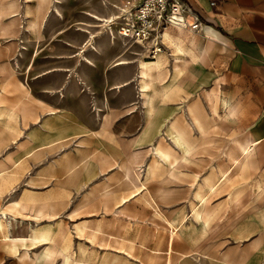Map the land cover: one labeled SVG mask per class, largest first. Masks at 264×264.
Listing matches in <instances>:
<instances>
[{
  "label": "crops",
  "instance_id": "0c3cea01",
  "mask_svg": "<svg viewBox=\"0 0 264 264\" xmlns=\"http://www.w3.org/2000/svg\"><path fill=\"white\" fill-rule=\"evenodd\" d=\"M182 2L187 25L167 28V50L140 61L126 57L141 55L131 47L113 55L122 45L114 34L100 57L95 38L105 32L80 27L85 39L61 37L72 22L87 25L61 0H0V234L10 252L9 239L28 240L48 225L55 239L45 222L65 219L85 199L113 206L104 201L119 192L120 231L105 214L89 221L90 238L99 227L110 240L141 241L168 257L178 235L183 261L174 264H264V0ZM146 62L159 65L142 89ZM206 190L216 194L208 202ZM47 247L33 259L23 248L14 255L53 264L59 257L37 261Z\"/></svg>",
  "mask_w": 264,
  "mask_h": 264
},
{
  "label": "rangeland",
  "instance_id": "374dc122",
  "mask_svg": "<svg viewBox=\"0 0 264 264\" xmlns=\"http://www.w3.org/2000/svg\"><path fill=\"white\" fill-rule=\"evenodd\" d=\"M61 2L70 14L72 15L74 14L75 16H78V15L80 16V18L75 17V20L77 19V21L84 22L87 24L85 26L83 25L81 26V25H78L76 22H72V24L66 28L64 35H61V37L63 36L66 39L68 38L85 39L87 37V34L81 33L80 31L77 30V28H80V27L88 29L91 33H96L98 31H99L98 33L105 32L106 34H108L107 37L95 38L96 44L94 47L96 48L98 52L97 54H100L98 55L100 57L103 55V48H102L103 40L104 39L106 41L108 40L109 31H108V28L102 29L101 27L97 26L101 23L93 20L87 15L94 14V15H99L101 17H104L106 16L105 13L109 12V14H107L106 17H109L112 14L119 17L123 11L125 10L127 11L131 7L136 5L138 0H61ZM113 5L119 7L122 10H118V11L115 10L112 7ZM116 18L111 21L114 22ZM115 40L121 45L120 41L117 38H115ZM107 42L109 43V41ZM125 47L123 45H121L120 47L114 46L112 48L113 51H115L113 55L119 53L122 50H125ZM130 51H135L141 55L132 56L129 54V51H128L126 53V57H128L129 60L138 59L140 61H150V60H145L143 58L144 56L146 57V55L142 54L141 49L137 48L136 46L131 47ZM6 52H7V49H6ZM112 61L106 65V69L112 66L113 64ZM169 65H171V61H169ZM128 66L130 68V72H132L133 73L132 75L134 76L136 65L131 64ZM125 67L126 66L118 67V69H124ZM129 86L136 88V82L130 83ZM212 101L213 99L211 100V102ZM138 112L141 114L140 109H138ZM129 127L132 128L133 126H129ZM218 132H219L218 130L214 129V130H210L208 134L210 133L217 134ZM162 137H163V132L161 133L160 138ZM161 140L163 142V146L167 147L168 144L165 142V139L162 138ZM194 181L195 179L193 175L192 182ZM182 182L183 181L181 180V181H178L177 183L179 184ZM6 183H7V180H6ZM6 183L4 181L5 185H7ZM204 187L206 186L202 185L200 187V190L202 191V188ZM113 193L114 194L113 196H111V198L107 197L106 198L107 200L104 201V203L110 202V201L113 202L115 204L113 206L102 205L101 207H94L90 205V202H91L90 200L85 199L84 201H82V206L79 207L75 213L66 214L65 219H63V217L60 216L59 218H56V220L45 222V223L54 224V231H55L54 246H55V249L59 252L57 256L59 258H57L53 264H59L60 258L62 259V262L60 264H66L67 261L63 255V252L66 253L68 257H70L74 263L76 262V264H111V263L112 264H169L170 261L175 262L179 258V256L182 255L179 252H183L184 248L179 245V243H181L182 241V238H180L178 235L175 236V239H174L176 242V246L173 249L171 248L169 249L168 257L165 254H162V255L150 254L149 250H153V248L143 247L141 241L136 242V240L134 239L127 240V239H121L118 237H115L112 240H110L109 238L104 237V232L99 227L97 228V230H98V234L100 235L97 237L90 238L89 237L90 230H93V229L89 227V223H90L89 221L91 219L93 220L96 218L100 220H104L105 214H107L110 220L111 218L112 220L114 219L113 229L120 231L119 221H116V220H119V218H116L114 216L121 214L120 209H116V207L122 196L119 195L117 197L119 192H113ZM204 195L208 202L210 197L216 194L210 195V193H207V190H206ZM198 206H200L199 203H197L196 207ZM185 222H186V216H183L182 222H180L179 224H174V226L171 227L173 236H174V233L177 232V230L181 228L182 225L185 224ZM80 224H85L87 225V227L84 228L81 233H78L76 230V226ZM15 230H17V227H15L12 230V233H14ZM20 230H21V227H20ZM23 231L25 233V230ZM154 238L157 241L160 239L161 243L164 242L162 233H160V237H158L157 234H155ZM79 248L83 249L82 252H84V254L82 255V258L80 257L81 249L79 250ZM40 250H41V247H38L32 250V252H29L30 258L33 259L36 256V254L40 252ZM122 250L129 253L126 255L127 259H125V256L115 253L117 251L122 252ZM21 251H23L22 248L19 249L20 254H21ZM167 253H168V250H167ZM83 258L85 259V262ZM81 259H83V261ZM136 260L137 262H134ZM188 260H190V258H188ZM0 264H35V263L33 260L21 261L17 255L15 256L13 253L9 251L7 244L2 241V237L0 235ZM43 264H46V263H43Z\"/></svg>",
  "mask_w": 264,
  "mask_h": 264
},
{
  "label": "built area",
  "instance_id": "2783aa9c",
  "mask_svg": "<svg viewBox=\"0 0 264 264\" xmlns=\"http://www.w3.org/2000/svg\"><path fill=\"white\" fill-rule=\"evenodd\" d=\"M215 3L212 1L210 5ZM188 15L192 17L182 0H138L136 5L123 13L117 27L108 29L109 36L112 38L114 34L123 46H137L147 59L154 60L167 50L163 43L164 31L187 25ZM192 26V31L198 28L196 18Z\"/></svg>",
  "mask_w": 264,
  "mask_h": 264
},
{
  "label": "bare ground",
  "instance_id": "6f19581e",
  "mask_svg": "<svg viewBox=\"0 0 264 264\" xmlns=\"http://www.w3.org/2000/svg\"><path fill=\"white\" fill-rule=\"evenodd\" d=\"M115 10H122V9H120L119 7H117V6H112ZM124 12H126V10L125 11H123L122 13H121V15L119 16V17H117L116 15H110L109 17H106V16H104V17H101V16H99V15H94V14H88L87 16H89L90 18H92L93 20H95V21H97V22H99V23H101V24H99V25H97V26H101V28L102 29H112V28H114V27H116V25L119 23V19L121 18V16L123 15V13ZM117 17V18H116ZM116 18V20L113 22V21H111V20H114ZM110 25H112V26H110ZM86 33H88L87 31H85ZM168 32V31H167ZM171 33V32H170ZM90 34V33H89ZM99 34H101V33H99ZM166 35V37H168V35L167 34H164V36ZM174 36V35H173ZM179 36V35H178ZM181 36V35H180ZM91 37H93V35H91ZM172 38V37H171ZM92 39V38H91ZM167 39V38H166ZM174 39H176V38H174ZM175 43H177L176 41H175ZM178 44V43H177ZM181 44V43H180ZM177 47H179V46H177ZM193 47V46H192ZM192 47H191V49L190 50H192ZM22 50H23V48H22ZM189 50V51H190ZM83 51V50H82ZM184 52H186L185 50H184ZM191 52V51H190ZM182 53H183V51H182ZM187 53V52H186ZM84 60V59H83ZM87 62V61H86ZM155 64H156V62H155ZM156 65H159V63L157 62V64ZM156 65H153V64H150V63H148V62H146V63H141V66H139L140 68L138 69V74H139V76H140V79H139V85L142 87V89L143 88H147L148 86H150V84L152 83V73H153V71L156 69ZM162 67V66H161ZM162 69V68H161ZM163 70V69H162ZM159 71H161V70H159ZM158 72V71H157ZM159 77V76H158ZM159 79V78H158ZM154 81V80H153ZM155 83V82H154ZM149 92V91H148ZM147 92V93H148ZM146 93V92H145ZM144 93V94H145ZM140 94V93H139ZM150 96V95H149ZM210 96V95H209ZM152 97H150V99H151ZM152 100V99H151ZM210 101V100H209ZM152 108V107H151ZM213 108V107H212ZM153 110V109H152ZM146 112H147V110H146ZM152 112V111H151ZM189 112V111H188ZM148 113V112H147ZM151 114V113H150ZM194 114V113H193ZM149 116V115H148ZM219 116V115H218ZM200 117V116H199ZM195 120H196V118H195ZM197 120H198V117H197ZM199 122H201V121H199ZM204 123V122H203ZM196 124H197V122H196ZM195 124V125H196ZM171 125V124H170ZM197 127V126H196ZM200 128H201V126H200ZM178 129H180V128H178ZM198 129V128H197ZM199 130V129H198ZM201 130V129H200ZM188 131V130H187ZM173 132V131H172ZM177 132H178V130H177ZM200 132V131H199ZM203 133H204V131H202ZM178 133H180V132H178ZM177 133V134H178ZM182 133V132H181ZM183 134H185V133H183ZM179 136V135H178ZM188 136V135H187ZM168 137V136H167ZM175 137H176V135H175ZM186 137V136H185ZM174 138V137H173ZM173 138H172V140H173ZM188 138V137H187ZM186 138V139H187ZM176 141H177V144L179 145V147L180 148H182L183 150H184V146H183V144H182V142H181V140L178 138V137H176ZM186 141V140H185ZM189 141H191V140H189ZM172 142V141H171ZM186 143V142H185ZM188 143V142H187ZM176 144V145H177ZM197 145H198V143H197ZM196 145V146H197ZM160 146V145H159ZM175 146V145H174ZM196 146H195V148H196ZM177 148V147H176ZM177 150V149H176ZM179 150V149H178ZM187 151V150H186ZM191 151V150H190ZM195 151V150H194ZM193 151V152H194ZM192 152V151H191ZM154 153V152H153ZM158 153L163 157V158H161V159H164V161L165 162H167L168 161V156H167V154H165V153H163V152H160V151H158ZM157 154V153H156ZM187 154V153H186ZM154 155V154H153ZM157 156V155H156ZM154 158V157H153ZM186 158V157H185ZM158 160V159H157ZM181 161V160H180ZM163 162V161H162ZM182 162V161H181ZM180 162V163H181ZM156 163V162H155ZM160 163V162H159ZM173 163V162H172ZM167 164V163H166ZM181 165V164H180ZM157 167V166H156ZM164 167V166H163ZM177 167V166H176ZM179 167V166H178ZM166 168H167V166H166ZM181 168V167H180ZM156 169V168H155ZM174 169H176V168H174ZM173 169V170H174ZM180 170V169H179ZM151 171L152 170H150L149 169V171H148V174H149V176H147L148 178L146 179V181H148L149 180V178L151 177ZM171 171V170H170ZM147 174V175H148ZM175 174V173H174ZM146 175V174H145ZM174 177H175V175H174ZM144 181V180H143ZM143 181H142V183H143ZM144 184V183H143ZM6 218V217H5ZM12 218V217H11ZM6 220V219H5ZM11 220V219H10ZM13 220V219H12ZM6 223V222H5ZM8 223V222H7ZM6 225V224H5ZM10 225V224H9ZM36 226V225H35ZM3 224H1L0 223V233L2 232V231H4L3 230ZM6 227V226H5ZM10 227V226H9ZM87 227V225H85V224H80V225H77L76 226V230H77V232L78 233H81L82 231H83V229L84 228H86ZM35 229V228H34ZM32 230V229H31ZM5 232V231H4ZM3 233V232H2ZM1 235V234H0ZM10 235H11V232H10ZM9 235V236H10ZM53 236H54V234H53V227L51 226V225H48V226H43V227H41L40 229H38V230H34V231H32V236H30V238L28 239V240H24V239H20V240H18V239H7L9 242H10V248H11V252L13 253V254H18V251H19V249L20 248H23V249H25V250H34V249H36V248H38V247H41L42 245H44V244H47L48 245V247L47 248H45L44 249V251L43 252H41V254L39 255V257H38V262H46V261H49V262H53L56 258H57V256H58V253L56 252V250H55V247H54V238H53ZM4 237V236H3ZM26 237V236H25ZM4 242V241H3ZM9 248V247H8ZM81 248H79V250H80ZM82 250L83 249H81V251H80V257L82 258V255L84 254V252H82ZM63 255H64V257H65V259H66V264H74V262L72 261V259L70 258V257H68V255L66 254V253H64L63 252ZM85 256V255H84ZM79 257V258H80ZM84 259V258H83ZM83 259H81L82 261H83ZM80 260V259H79ZM78 260V261H79ZM177 260H182L183 261V258H181V256L177 259ZM84 262H85V259H84ZM76 263V262H75ZM169 264H174V262L173 261H170L169 262Z\"/></svg>",
  "mask_w": 264,
  "mask_h": 264
}]
</instances>
